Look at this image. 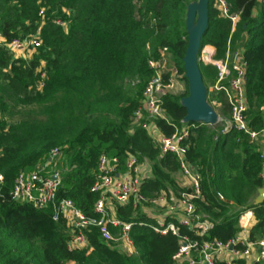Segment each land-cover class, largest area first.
Wrapping results in <instances>:
<instances>
[{"label": "trees", "instance_id": "1", "mask_svg": "<svg viewBox=\"0 0 264 264\" xmlns=\"http://www.w3.org/2000/svg\"><path fill=\"white\" fill-rule=\"evenodd\" d=\"M233 23L222 16L216 0H208L209 26L201 48L216 50L215 60L226 57L228 49L244 48L248 62L246 97L247 121L256 132L264 131V0H226ZM200 0H0V32L9 43L39 33L42 46L27 63L14 60L0 46V113L12 105L38 106L35 116L0 130V264H175L179 237L155 232V221L142 206L117 207V217L131 223L130 238L135 252L120 253L104 244L98 228L88 232L89 250H70L69 233L63 218L54 220L51 208L36 209L12 198L16 176L34 169L52 149H65L68 160L63 172L59 199H71L90 218H99L92 192L102 154L125 161L133 153L139 162H149L152 176L143 181L141 192L154 198L165 192H188L178 182L179 162L163 154L160 144L140 127L133 129V116L141 105L143 91L155 72L150 61H161L167 49L177 75L187 88L182 94L168 93L163 108L168 121L156 124L164 137L189 127L188 157L202 175V196L195 201L197 214L210 223L204 236L174 220L181 235L197 240L222 242L241 232L240 218L252 212L255 224L250 239L264 238V202L256 196L264 188L260 151L249 137L235 131L224 134L204 122H186L184 99L190 96L186 55L190 33L188 20ZM46 10L41 25L39 12ZM70 10V15L65 10ZM53 19L69 21L68 29ZM212 48H206V50ZM205 50V49H204ZM205 50V51H206ZM200 53V52H199ZM199 55V54H198ZM210 56V55H208ZM46 74L45 88L38 91L40 69ZM205 84L213 87L218 70L201 64ZM170 73L164 74L165 83ZM129 80L136 81L128 86ZM128 86V87H127ZM211 102L221 105L228 118L230 106L223 92H214ZM221 127V128H220ZM240 138L241 141H237ZM115 236L117 229H112Z\"/></svg>", "mask_w": 264, "mask_h": 264}, {"label": "built area", "instance_id": "2", "mask_svg": "<svg viewBox=\"0 0 264 264\" xmlns=\"http://www.w3.org/2000/svg\"><path fill=\"white\" fill-rule=\"evenodd\" d=\"M216 2L222 16L232 21L234 30L240 21L239 15L230 14L226 0ZM65 13L70 15L71 12L67 9ZM39 17L41 25L44 26L47 19L45 9L39 12ZM53 23L63 29H68L69 26V21L61 19H53ZM0 40H4L1 32ZM6 46L11 51L24 54L30 49L38 51L42 41L38 33L25 39H14ZM169 55L167 49H164L161 61L149 62L155 75L143 91L141 105L133 116L132 127L147 131L154 141L160 144L163 154L176 156L180 168L178 182L180 187L188 192L179 195L163 192L152 199L147 198L142 194L141 188L143 181L152 176L149 162H139L130 152L126 154L124 162L118 156L102 154L98 162L96 181L91 189L99 196L95 212L100 217H87L71 199L58 198L63 184V171L58 165L64 160V154L63 149L57 147L34 169L21 171L16 176L12 198L18 203L31 204L39 210L51 208L55 221L63 218L68 227L70 250H89L88 232L91 228H98L100 239L106 245L113 246L112 243H116L117 250L120 247L123 250L134 249L130 238L133 225L121 221L116 215L117 207H124L133 202L135 208L140 205L144 209L149 205L158 209L152 215L146 213L156 223L153 227L155 232L162 235L172 233L179 237V249L173 257L175 264H264V238L258 241L250 239L248 228L251 220L241 221L245 215L240 218L241 232L227 242L218 239L197 240L188 235H181L176 224L170 221L178 222L201 237L211 227L208 221L202 220L197 214L195 201L202 196V175L188 157L189 146L186 140L189 138V127L177 130L171 137H164L156 124L159 119L169 122L163 108V98L168 93L175 94L173 91L178 86L179 76L174 67L168 70L171 74L168 82L164 81V62ZM211 58L210 63L218 70V79L213 90L225 94L230 106L229 121L233 124V131L247 135L250 144L256 145L261 132L253 131L247 121L248 62L244 58V48L231 51L229 47L224 59L215 60L213 56ZM42 76L46 77V74L43 73ZM237 141L241 139L238 138ZM260 161L261 178L264 180V150L260 151ZM2 181L3 175L0 174V182ZM112 229L118 230L117 236L113 234ZM122 254L128 255L123 251Z\"/></svg>", "mask_w": 264, "mask_h": 264}, {"label": "water", "instance_id": "3", "mask_svg": "<svg viewBox=\"0 0 264 264\" xmlns=\"http://www.w3.org/2000/svg\"><path fill=\"white\" fill-rule=\"evenodd\" d=\"M199 20L195 23L194 16L190 15L188 30L190 33L189 46L186 55L187 78L190 81V96L183 101L184 107L188 109L186 122H204L207 125L217 123L218 115L215 110L206 104L207 90L199 67L198 54L201 48L202 38L205 36L209 26L208 0H200L198 5ZM233 132V124L227 122L224 134ZM264 202V188L259 190L255 203Z\"/></svg>", "mask_w": 264, "mask_h": 264}, {"label": "rangeland", "instance_id": "4", "mask_svg": "<svg viewBox=\"0 0 264 264\" xmlns=\"http://www.w3.org/2000/svg\"><path fill=\"white\" fill-rule=\"evenodd\" d=\"M191 15L194 16V21L195 23L198 22L199 20V12H198V8H192L191 9ZM5 40V39H4ZM4 40H0V46L6 48L10 55L14 58V59H18V60H25L27 63H29L30 61H32V59L38 55V51L37 50H28L26 53L24 54H20V53H16L14 51H11L9 48H7V44L5 43ZM205 49V48H204ZM202 49L198 55V59H199V67L201 66V64H209L212 65L210 62H208L207 58L205 57V50ZM165 67H164V73L168 72V70H170V68H173L172 66V62H171V57L169 55V57H167L165 59ZM43 68L39 70V72L41 74H43L44 72ZM178 81V86L177 88L173 91L175 94H182L186 91L187 85L185 83V81L181 80L180 78L177 79ZM137 82L133 81V80H129L127 82L128 86H134ZM127 86V87H128ZM206 86V90H207V99H206V104L210 107H212L215 112L218 115V119H217V123L210 125L213 129L216 130V126H227V122L230 119V115L228 118L224 117L223 115H221V105H219L218 103H214L211 102L210 98L213 96L214 94V90L213 88L209 85V84H205ZM45 88V77H43L41 75V80L38 82L37 85V89L38 91H42ZM38 106H32V107H24V106H20L18 108L14 107V105L10 106L7 110V112H1L0 113V120L1 121H7V125H11L14 123H18L20 122L24 117H31V116H35V112H38ZM1 123V122H0ZM221 128V127H220ZM66 149V148H65ZM65 149H63L64 153L66 152ZM66 155V153H65ZM63 161H61L58 165V167L60 168L61 171L64 172V168L66 167V163L68 160V156H66V158L63 156ZM258 197V195L256 196ZM144 212L152 215V213L158 211V209H155L149 205L144 207ZM122 244V243H120ZM130 250H132L131 248H129ZM71 264V263H70Z\"/></svg>", "mask_w": 264, "mask_h": 264}, {"label": "crops", "instance_id": "5", "mask_svg": "<svg viewBox=\"0 0 264 264\" xmlns=\"http://www.w3.org/2000/svg\"><path fill=\"white\" fill-rule=\"evenodd\" d=\"M212 48V49H208V50H206L205 51V57L207 58V59H210V57L211 56H213L214 57V55H215V53H216V50L213 48V47H211V46H207V47H205V49L206 48ZM208 55H210V56H208ZM214 87V86H213ZM212 87V88H213ZM214 103H217V102H214ZM219 104V103H218ZM220 105V104H219ZM262 111L264 112V107H262ZM160 136V135H159ZM158 137V136H157ZM159 138V137H158ZM255 146H257V148L259 149V151H261V150H264V131H262L261 133H260V135H259V138H258V141H257V143H256V145ZM258 195H259V193H258ZM245 216L243 217L245 220H251V223H250V225H249V228H248V231H249V233H250V229L253 227V225L255 224V219H254V215H253V213L252 212H248V213H245L244 214ZM249 216V217H248ZM244 219H242L241 221L243 222V220ZM244 220V221H245ZM263 239V238H262ZM260 240V239H259ZM120 253H122V251L124 252V253H127L128 255H132L134 252H135V249H132V250H130V249H128V250H123V248L122 247H120L119 248V250H118ZM126 255V254H125Z\"/></svg>", "mask_w": 264, "mask_h": 264}, {"label": "bare ground", "instance_id": "6", "mask_svg": "<svg viewBox=\"0 0 264 264\" xmlns=\"http://www.w3.org/2000/svg\"><path fill=\"white\" fill-rule=\"evenodd\" d=\"M204 54H205V52H204ZM212 57V56H211ZM210 57V59H207L208 60V62H210V61H212V58ZM249 217V216H248ZM245 220V219H244Z\"/></svg>", "mask_w": 264, "mask_h": 264}]
</instances>
